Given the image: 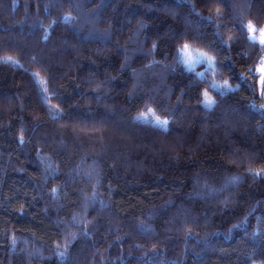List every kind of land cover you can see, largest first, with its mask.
<instances>
[{
    "label": "trees",
    "instance_id": "obj_1",
    "mask_svg": "<svg viewBox=\"0 0 264 264\" xmlns=\"http://www.w3.org/2000/svg\"><path fill=\"white\" fill-rule=\"evenodd\" d=\"M248 24L264 0H0V264H264Z\"/></svg>",
    "mask_w": 264,
    "mask_h": 264
},
{
    "label": "rangeland",
    "instance_id": "obj_2",
    "mask_svg": "<svg viewBox=\"0 0 264 264\" xmlns=\"http://www.w3.org/2000/svg\"><path fill=\"white\" fill-rule=\"evenodd\" d=\"M253 35V34H252ZM254 39L260 41L261 37H255L254 36ZM189 51L192 53V59L195 60L197 59V55L199 53H205V52H202V51H199V50H195V49H192L189 47ZM207 56H209L207 53H205ZM211 57V56H209ZM212 58V57H211ZM181 60H182V63L189 69V70H196L198 67H201L203 66L204 67V70L199 73V75L203 78L206 77V74L208 73V71H210L212 68H214L215 64L213 67H210L209 64L207 63V61H201L200 63H195V64H189V62L187 61V59L185 58V55L182 51V57H181ZM212 60L214 61V59L212 58ZM264 61V55H263V58L261 59L260 63H258L256 66L253 67L252 71L255 73V75L257 76V79L259 81V71L258 69L261 67V62ZM40 86L42 87L43 85V81L42 80H38ZM225 82H219V81H213L211 84H210V88L220 92V93H230V92H234L236 91L238 88H239V85H232L230 84L229 82H227V85L229 86L227 89L225 88H222V87H219V86H222L224 85ZM258 85H259V90H260V93H261V86L258 82ZM208 96L209 98H211L212 100H214V98L208 93ZM50 110H51V113H52V116L53 117H58L59 116V112L57 110H55L54 108H51L50 107ZM156 117L152 112H149V113H145L143 114L142 116H140L141 119L143 120H147L149 122H151L152 124L158 126V127H161L159 125H157L156 123ZM161 119V118H160ZM162 120V119H161ZM168 126V124H167ZM166 126V128H167ZM163 128V127H161ZM165 129V128H164Z\"/></svg>",
    "mask_w": 264,
    "mask_h": 264
},
{
    "label": "snow or ice",
    "instance_id": "obj_3",
    "mask_svg": "<svg viewBox=\"0 0 264 264\" xmlns=\"http://www.w3.org/2000/svg\"><path fill=\"white\" fill-rule=\"evenodd\" d=\"M192 7H195L194 5ZM247 28L249 30V32H251L253 34V38H254V34L256 33L257 29L255 28L254 25L252 24H248L247 25ZM260 41L259 43L264 46V29H261L260 30ZM182 51L185 55V58L187 59V61L189 62V64H195V63H200L201 61H207V63L209 64L210 67H213L214 66V61L212 60L211 57L207 56L205 53H199L197 55V59L193 60L192 59V53L189 51V45L187 43L183 44V47H182ZM259 71V84L261 86V97L264 98V61L261 62V67L258 69ZM219 87H222V88H225L227 89L229 86L227 85V82H225L224 85L222 86H219ZM204 106L205 108H212L215 104V101L212 100L211 98H209L208 96V92L205 91L204 92ZM261 107H264V105H262ZM156 123L157 125L165 128L166 130V126L168 124V120H161L159 117H156ZM259 173H257L258 175Z\"/></svg>",
    "mask_w": 264,
    "mask_h": 264
}]
</instances>
